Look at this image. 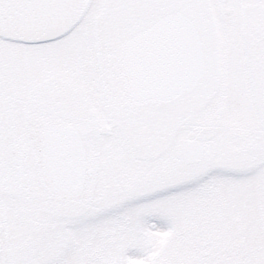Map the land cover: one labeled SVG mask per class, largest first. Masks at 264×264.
Instances as JSON below:
<instances>
[{
	"label": "snow or ice",
	"instance_id": "6c2138e0",
	"mask_svg": "<svg viewBox=\"0 0 264 264\" xmlns=\"http://www.w3.org/2000/svg\"><path fill=\"white\" fill-rule=\"evenodd\" d=\"M0 264H264V0H0Z\"/></svg>",
	"mask_w": 264,
	"mask_h": 264
}]
</instances>
